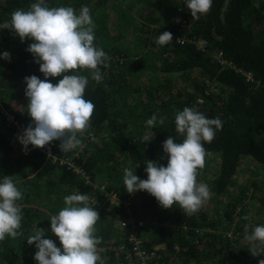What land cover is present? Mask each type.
<instances>
[{
	"label": "trees",
	"instance_id": "trees-1",
	"mask_svg": "<svg viewBox=\"0 0 264 264\" xmlns=\"http://www.w3.org/2000/svg\"><path fill=\"white\" fill-rule=\"evenodd\" d=\"M37 2L0 0V25L10 22L14 11H28ZM181 3L186 9L185 12L180 7L186 19L184 28L174 31L172 42L160 45L159 35L173 32L167 22L168 5L175 6L176 0L170 3L165 0H45L49 8L72 7L77 15L87 6L95 25L94 45L110 57L107 67L100 66V82H94L90 69L67 73L90 72L86 76L89 83L84 98L95 105L90 127L83 136L78 134L84 146L68 152L61 151L58 140L44 148L28 146L25 150L18 146L16 138L32 124V120L21 117L29 103L25 78L36 75L44 80L45 76L35 57L27 51L35 41L29 38L22 42L14 32L0 27V42L3 37L9 38L7 44L0 45V71H4L6 82L11 83L10 87L0 83V182L5 176H11L23 196L16 202L21 208L18 231L22 235L0 241V264H30L28 261L35 260L31 256L38 249L35 244L27 243L29 236L37 228L51 231L49 222L35 205L39 194L42 195L37 191L43 186L40 179L44 174L54 176L47 182L44 196L54 195L59 187L67 188L65 192L70 195L104 196L106 191L95 188L93 182L104 181L108 190L115 188L111 182L115 173L112 169L121 153L136 166L138 177L146 180L149 160L167 166L168 154L163 148L166 139L170 136L181 143L186 138L176 131L175 123L176 115L185 107L194 108L209 119L218 117L223 123L222 130H217L211 143L204 142V147L206 157L212 152L220 153V165L217 173H213L210 191L212 196L225 198V205L209 200L198 212L188 215L179 204L165 209L151 194L139 191L132 198L140 204V212L135 210L134 216L137 220L146 219V213H141L142 205L153 217L152 232L148 233L147 225L138 226L139 245L131 236L130 226L122 228V240L105 243L101 258L105 264H144L140 261L143 255L148 257L147 264H259L264 259V255L252 256L245 244V225H249L252 233L255 227L264 226V222L255 224L251 216L257 215L244 214L257 199L264 203V196L259 197L255 189L250 191L243 186L237 189V199L225 197L226 191L236 185L235 176L243 157L257 161L264 174V0H213L211 10L199 19L192 18L187 0ZM148 43L152 52L159 53V63L152 66V71V67L143 66L142 60L136 65L134 59ZM10 44L16 48L10 54L11 59L5 60L1 54L4 46ZM222 60H228L233 66H222ZM135 65L134 70L143 76L158 73L162 78L156 83L138 85L122 74ZM248 71L253 74V80H248ZM182 73L193 75L190 81L194 80L196 90L176 88L175 80ZM62 78L61 75L48 79L57 84ZM124 97L127 103L123 102ZM169 104H176L179 110L170 108ZM4 108L20 121L23 130L6 118ZM161 111L168 116L162 119L163 124L157 120L154 126H148L146 122L153 115L163 117L159 116ZM145 135L148 140H144ZM68 159L72 165L67 163ZM19 172L22 175L14 177ZM97 211L100 219L95 229L98 230L99 222L107 223V213ZM111 233L107 226L104 238H110ZM156 245L164 247L155 249ZM113 246L118 249H111ZM155 252L157 255L151 257Z\"/></svg>",
	"mask_w": 264,
	"mask_h": 264
},
{
	"label": "clouds",
	"instance_id": "clouds-1",
	"mask_svg": "<svg viewBox=\"0 0 264 264\" xmlns=\"http://www.w3.org/2000/svg\"><path fill=\"white\" fill-rule=\"evenodd\" d=\"M213 0H187V8L194 19L207 14L212 8ZM178 22V21H177ZM0 27L9 29L24 42L31 38L30 52L40 66L45 79L36 75L26 77V97L28 113L32 118L30 124L18 137L27 150L44 148L53 141H60L62 152H68L81 145L78 134L83 136L90 127V120L95 105L84 98L89 83L86 76L69 75L78 69L92 70V79L102 80L100 66L107 67L110 57L103 49L94 45V22L90 9L83 6L77 15L72 7H52L39 0L30 6V10H16L10 22ZM180 39H177L179 41ZM173 41V34L165 31L157 41L165 45ZM2 58L10 60V53L5 51ZM63 76L57 84L48 78ZM155 115L147 120L148 126H154ZM163 124V120H160ZM176 131L186 138L181 143L168 137L163 144L168 154L167 166L149 160L145 171L146 180L140 179L132 170H124V185L129 194L146 191L165 209L179 204L188 215L198 212L211 198L208 185L197 182L198 170L205 166L206 150L204 142L211 143L217 130H222L220 118L209 119L191 107H185L175 118ZM148 135L144 140H148ZM11 176H5L0 182V241L6 236L16 238L22 235L21 208L17 200L22 199ZM67 205L53 215L51 232L59 238L62 245L57 247L55 241L44 238L47 230L37 228L29 236L27 243L35 244L38 251L34 259L38 264H103L97 248L100 239L95 236V225L100 219L99 212L89 206V197L84 194L68 195ZM83 205V206H81ZM244 219H248L245 217ZM249 225H245V239L254 257L264 255V226L255 227L248 234ZM264 264V259L259 260Z\"/></svg>",
	"mask_w": 264,
	"mask_h": 264
},
{
	"label": "rangeland",
	"instance_id": "rangeland-1",
	"mask_svg": "<svg viewBox=\"0 0 264 264\" xmlns=\"http://www.w3.org/2000/svg\"><path fill=\"white\" fill-rule=\"evenodd\" d=\"M165 2L170 3V2H175V0H165ZM176 2H177V4L175 6L168 5L169 6L168 10H170V16H168L167 22H169L168 27L173 31L172 34H174L175 30L180 29V31H181L184 28V25L186 23V19L184 16L185 6H183L181 3V2H184V0H176ZM180 7H183L184 9H181ZM185 12H186V9H185ZM186 16H187V14H186ZM178 37H181V36H178ZM1 39L2 40L0 42V45L2 43L7 44V41L9 40L8 37H3ZM149 45H150V43H148L143 50H140V52L138 54L136 53V57H134V59L136 61V65H138L141 62V60L144 62V63L141 62L143 64V66H146V67H152V66H155L156 64L159 63L158 51L152 52V50L149 48ZM15 48L16 47L12 46L11 44L5 45L4 46L5 50L3 52L7 51L11 54L15 51ZM0 52H1V50H0ZM136 65L130 71L122 72V74L125 75L127 77V79L130 78L133 82L137 83L138 85L145 86V85H149L148 84L149 82L150 83H156V80L159 81L162 78V76L158 73L157 74L156 73L150 74L148 77L143 76L139 71H137L136 69L134 70V68L137 67ZM152 70H153V67H152L151 71ZM89 73H90L89 71H85L81 75L88 76ZM177 77L178 78L175 80V85H176V88L178 90H185V89L189 90V91L196 90L197 87H194V83H193L194 80L190 81V79H192L191 77H193L192 74L182 73V74H178ZM94 82H96V81L94 80ZM0 83L4 86L8 84L9 87L11 85V83L6 82V80L4 78V71H0ZM19 84L23 86L22 82H20ZM148 89H150V88H148ZM123 102L127 103L125 97L123 98ZM200 102H203V99H200ZM15 106L18 107V105H15ZM168 106L170 108H177V110H179V107H177L176 104H174L173 106H171L169 104ZM20 109H21V107L19 105V110ZM4 110H6V108H4ZM24 111H23L24 113H21V117H23L27 121H29V120L31 121L32 118H31L30 114L27 112L28 109L26 108ZM166 113L163 111L159 112V116H163V117L157 118V120H158L157 122H159L163 118H168V116H164ZM5 116L9 121H11L16 126L17 129L23 130L20 121L13 117V114H12V112L9 111V109H7L5 111ZM168 121H169V119L166 120L165 123H167ZM16 139L18 140V146L21 148H24L23 145L19 142V139L18 138H16ZM29 146H31V145H29ZM83 146H84V144H81L76 149H80ZM220 157H221L220 153H215V152L209 153L207 155V157L205 159V166L202 169L198 170V176H197V182L198 183H204V184L208 185L209 189H211V186H212L211 180L214 177L213 173H217V171H218V167L220 165ZM68 160L69 161L67 163H70L72 165L70 159H68ZM116 162H117L116 167H114L115 169H112L115 173L112 176L113 178L111 179V182L115 185V188L108 190L106 188V185H104L107 182L94 181L93 183L95 185V188L101 187V190L106 191V194L104 196H98L97 194H94V193L93 194L92 193H90V194L86 193L85 194L89 197V206L90 207H93L96 210L104 211L105 213H107V215H105V218L107 219V223L105 224L103 222L101 224L99 222L98 226L100 228H98V230L96 229V231H95V236L100 239V243L97 245V248H98L101 256H102L103 251L105 250V247H104L105 243H107L109 241H111L112 243L120 242L122 240V237H123L122 234L120 233V231L123 230L122 228L126 227V226H123L124 222L130 223V221L132 219H136V217L134 216L136 211L140 212V204L138 203V201H132V198L137 194V192H136V194L135 193L129 194L125 188L124 181H123L124 170L126 168L129 170H132L133 173L138 176V173L136 171V166L131 161H128L127 158H125V156H122L121 153H120V155H118ZM58 171H59V169L58 170L54 169V172H58ZM79 171L81 172V170H79ZM82 174H85V172H83ZM13 175H14V177H15V175H17V177H19L22 174H21V172H19L18 174L14 173ZM30 176L35 177V174H32ZM53 177H54L53 175L44 174L43 177L40 179L41 181H43V186L40 187V189H38L37 193H40V191H41L42 195L39 194V196L36 199V203H35L40 214L45 217L46 222H49L47 225L50 227H51V221H50L51 217L53 215H58L59 211L67 206L65 204L64 198L66 196L70 195L68 192H65L67 188H63V187L57 188L56 187L57 191L54 190L55 191L54 195H50V196L45 195L44 196V192L47 189V182L49 181V179H52ZM55 180H57V179H55ZM107 180H108V178H107ZM18 181H19V179H18ZM235 184L236 185L233 187L232 190H230L228 192L226 191L225 197L229 198V197L236 196V199H237L238 195H239L237 189L239 187H243V186L248 187L250 191L255 189L256 195H258L259 197H263L264 196V174H263L262 166L257 161L250 158L249 156L243 157L240 160L239 170L237 171L236 176H235ZM112 194L115 196H113ZM209 200L213 204H218L220 206H223L226 203L225 198L215 196V195L214 196L211 195V198ZM260 200L261 199H257L255 202V205L253 204L254 205L253 207L246 209L244 211L245 215H254V214L257 215L256 217L251 216V222H254L255 224H259L258 222H261V223L264 222V203H262L263 201H260ZM133 202H134L135 207H133ZM29 203H31V202H29ZM122 203H123V205H122ZM81 206H83V205H81ZM141 213H146V215H147V216H145L146 219H142V221L144 222L143 226L147 225V228H148L147 231H150L148 233H151L152 228L150 226L152 224H154V221L152 219L153 217H152V215L149 214V212L146 209H142V205H141ZM237 221H239V219ZM107 226L111 229L112 236L108 239H105L104 233L107 232ZM136 228L137 227H135L134 230H131V226H130L129 231L131 232V236L134 238L135 243L140 245V239L138 238L139 233H138V230ZM47 233L48 234L45 236V238L46 239H52L53 241H55L57 247H61V249H62V245L59 241V238L57 236H55L49 230H47ZM248 233L251 234L249 232V230H248ZM146 237H148V236H146ZM8 238L13 239L10 236H6V239H8ZM245 244H247V246H246L247 248L250 247V244L247 240H246ZM17 247H18V245H17ZM163 247H164L163 245H156L155 249L156 248L160 249ZM111 249H118V247L113 246V247H111ZM33 253H34L33 256H31L32 258H34V256H35V252H33ZM141 255H143V254H141ZM156 255H157V253L155 252V253H152L150 256L154 258V256H156ZM147 258L148 257L146 255H143L140 258L141 263L147 264L148 263L146 260ZM3 261L6 263V261L4 259H3ZM8 261H9V259H8ZM102 261H103V264H105V260L102 259ZM28 262L30 264H38V261L33 260V259H30ZM97 264H100V262L98 261Z\"/></svg>",
	"mask_w": 264,
	"mask_h": 264
},
{
	"label": "built area",
	"instance_id": "built-area-1",
	"mask_svg": "<svg viewBox=\"0 0 264 264\" xmlns=\"http://www.w3.org/2000/svg\"><path fill=\"white\" fill-rule=\"evenodd\" d=\"M221 54H222V53H220V56H222ZM220 56H219V58H220ZM221 64H222L223 66H225V65L233 66V64H232L231 62H228V60H222V61H221ZM246 75H247V77H248V80H253V74H252L250 71L246 72ZM13 117H14V115H13ZM14 118H15V117H14ZM112 195H113V194H112ZM113 196H115V195H113ZM137 221H138V222H137ZM143 225H144V222H143L142 220L132 219V220L130 221V223H128V222H124V225H123V226H131V230H134L135 227L143 226Z\"/></svg>",
	"mask_w": 264,
	"mask_h": 264
}]
</instances>
